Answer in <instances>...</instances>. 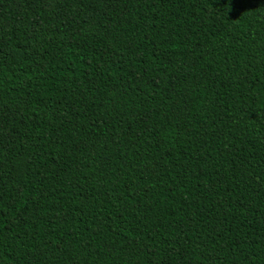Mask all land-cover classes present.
Wrapping results in <instances>:
<instances>
[{
    "label": "trees",
    "instance_id": "16d2710c",
    "mask_svg": "<svg viewBox=\"0 0 264 264\" xmlns=\"http://www.w3.org/2000/svg\"><path fill=\"white\" fill-rule=\"evenodd\" d=\"M0 264H264V0H0Z\"/></svg>",
    "mask_w": 264,
    "mask_h": 264
}]
</instances>
